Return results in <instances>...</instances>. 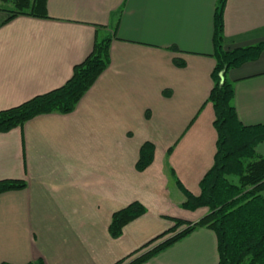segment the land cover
<instances>
[{"label":"crops","instance_id":"0c3cea01","mask_svg":"<svg viewBox=\"0 0 264 264\" xmlns=\"http://www.w3.org/2000/svg\"><path fill=\"white\" fill-rule=\"evenodd\" d=\"M217 1L47 0L50 17L9 22L0 9V110L63 85L96 38L112 36L109 66L74 111L0 132V180L27 183L0 194V263L115 264L173 226L169 217L196 222L208 213L182 206L177 178L198 194L214 163L218 134L207 99ZM261 41L264 0H227L225 46ZM226 77L240 120L264 124V50ZM146 141L155 157L139 171ZM256 151L264 155V141ZM133 201L147 212L113 238V213ZM218 260L215 232L200 227L142 264Z\"/></svg>","mask_w":264,"mask_h":264},{"label":"trees","instance_id":"16d2710c","mask_svg":"<svg viewBox=\"0 0 264 264\" xmlns=\"http://www.w3.org/2000/svg\"><path fill=\"white\" fill-rule=\"evenodd\" d=\"M9 13L5 22L20 15L50 17L47 0H0ZM227 0H218L214 13L213 87L207 99L215 110L214 126L218 139L214 163L200 181V192L193 193L177 178L185 196L182 206L189 210L202 207L208 213L196 222L169 217L173 226L146 242L139 249L115 264H142L200 227L213 230L217 236L219 260L217 264H264V155L257 154V145L264 141V124H244L233 104L234 85L226 77L227 71L259 58L264 41L254 45L227 48L225 11ZM112 36L96 38L93 50L76 64L71 77L61 86L38 94L16 106L0 110V132L23 125L39 115L70 113L92 87L110 63ZM178 66L185 61L174 59ZM156 146L146 141L140 148L136 168L145 170L154 160ZM27 186L22 179L0 180V194ZM147 206L133 201L115 211L109 225L113 238L122 235L124 227L144 215ZM147 248L146 251L143 250ZM139 255L128 260L133 255ZM128 260V261H127ZM0 264H13L2 262ZM26 264H45L42 259Z\"/></svg>","mask_w":264,"mask_h":264}]
</instances>
